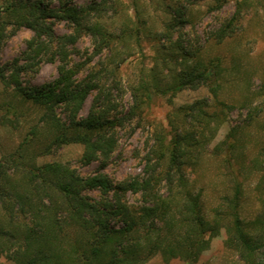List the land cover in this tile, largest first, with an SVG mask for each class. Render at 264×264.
Here are the masks:
<instances>
[{
    "label": "trees",
    "instance_id": "obj_1",
    "mask_svg": "<svg viewBox=\"0 0 264 264\" xmlns=\"http://www.w3.org/2000/svg\"><path fill=\"white\" fill-rule=\"evenodd\" d=\"M108 5V0L87 5H75L73 0L0 3V52L9 30L12 34L20 28L33 32L20 59L8 66L0 59V79L13 89L15 98L42 109L40 120L44 123L33 126L20 145L0 159V237L15 264H146L160 252L191 260L205 237L215 232L204 211L202 191L191 189L188 168L200 163L204 146L233 110V105L223 101L213 112L205 101L174 110L170 133L159 127L146 139L143 175L118 184L103 174L82 176L61 162H38V157L72 143L83 145L84 163L107 162L118 147L119 131L140 116L153 95L171 94L172 98L185 88L208 84L217 96L223 70L220 59L205 62L199 49L173 40L174 31L183 28L188 19L186 9L171 5H167L172 17L165 23L166 31L157 37L159 43L165 39L170 45L158 50V61L167 73L157 65L149 74L143 73L130 87L133 105L128 112L120 113L115 98L114 91L123 90L117 68L101 63L102 68L77 81L85 63L73 62L71 57L82 36H89L93 45L89 61L105 50H114L118 40L126 38L102 23ZM55 20L68 22L73 32L57 35ZM235 20L236 16L232 17L215 36L223 40L233 32ZM137 46L141 48L139 41ZM44 60L58 62L56 80L43 87L24 84L23 72L36 70ZM113 60H118L117 56ZM90 95V111L80 117ZM57 107L64 108L65 117L58 116ZM5 110L17 115L14 103H7ZM232 130L228 137L234 140L223 143L235 150L241 139L239 130ZM35 142L41 145L32 152ZM254 162L259 174V213L252 220L241 217L242 184L235 179L234 194L223 198L216 214L234 219L229 248L245 264H264V157ZM94 190L99 191L100 199L88 194ZM128 194L139 195L140 203H130Z\"/></svg>",
    "mask_w": 264,
    "mask_h": 264
},
{
    "label": "rangeland",
    "instance_id": "obj_2",
    "mask_svg": "<svg viewBox=\"0 0 264 264\" xmlns=\"http://www.w3.org/2000/svg\"><path fill=\"white\" fill-rule=\"evenodd\" d=\"M92 1L73 0V3L87 5ZM108 1L102 23L118 36L125 34L126 38L124 41L118 40L114 50H105L89 61L93 45L89 36H82L75 47L77 53L71 57L73 62L85 63L76 76L77 81L84 80L92 71L102 68L103 64L110 69L117 68V81L123 90H115V98L119 103L120 113L128 112L133 105L130 87L137 83L143 73L149 74L150 69L156 65L159 70L167 73L158 61V50L163 45H166L167 50L170 45L165 39L159 43L157 37L166 31L165 23L172 17L167 5H171L186 9L185 17L188 19L183 28L174 31L173 40L184 41L188 47L199 49L201 59L205 62L220 59L223 70L218 80L217 96L215 97L208 84L185 88L172 98L171 94L153 95L143 106L140 116L119 131L118 147L107 162L98 159L90 164L84 163V147L77 143L53 149L49 154L38 157V162H61L68 164L82 176L103 174L114 184H118L125 179L143 175L146 139L159 127L166 134L170 133L169 119L174 110L197 101L208 103L207 109L210 112L219 106V101L233 105V110L226 114V122L204 146L200 163L194 168H188L191 189L194 192L202 191L204 211L214 224V234L205 237L191 260L181 255L160 252L146 264H245L239 254L228 246L233 217L217 215L216 208L225 196L234 194L233 187L237 179L242 184L243 191L241 217L252 220L260 211L257 191L259 174L257 168H254V161L258 157H264V0ZM55 5L58 3L55 2ZM234 16L236 20L232 25L233 32L219 40L215 36L216 32ZM54 27L59 36L73 32V26L65 21L55 20ZM9 31L10 35L3 42L0 52L1 62L5 66L21 58L27 41L33 36L28 28H20L14 34L12 30ZM137 41L141 43V48L137 46ZM114 55L123 62L119 64L118 60L114 61ZM57 77L58 62L47 60L36 70L22 74L24 84L35 87L50 84ZM109 79L112 81L113 77L109 76ZM7 103H14L17 115L6 112ZM91 104L92 95L86 100L80 117L88 115ZM219 108L217 107L218 110ZM254 109L260 111L256 113ZM56 111L58 116L65 117L63 107H57ZM42 113L43 110L33 103L15 98L13 89L5 86L0 79V159L13 152L33 126L44 125L40 120ZM232 129L239 130L237 136L241 139L235 150H230L223 143L234 140L228 137ZM42 130L44 132L43 128ZM40 139L45 140L44 136ZM40 145L41 143L35 142L31 151H36ZM88 194L100 199L99 191H88ZM127 198L132 204L140 203L139 195L128 194ZM113 223L119 225L116 221ZM8 251L0 237L1 264H15L9 258Z\"/></svg>",
    "mask_w": 264,
    "mask_h": 264
}]
</instances>
